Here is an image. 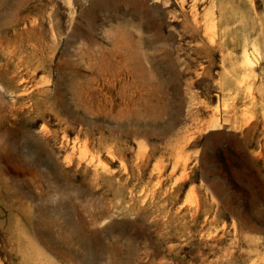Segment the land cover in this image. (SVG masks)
I'll use <instances>...</instances> for the list:
<instances>
[{
	"label": "rangeland",
	"instance_id": "rangeland-1",
	"mask_svg": "<svg viewBox=\"0 0 264 264\" xmlns=\"http://www.w3.org/2000/svg\"><path fill=\"white\" fill-rule=\"evenodd\" d=\"M0 264H264V0H0Z\"/></svg>",
	"mask_w": 264,
	"mask_h": 264
},
{
	"label": "bare ground",
	"instance_id": "bare-ground-1",
	"mask_svg": "<svg viewBox=\"0 0 264 264\" xmlns=\"http://www.w3.org/2000/svg\"><path fill=\"white\" fill-rule=\"evenodd\" d=\"M150 27V26H149ZM159 27V26H158ZM88 28V27H87ZM156 29V28H155ZM159 34V33H158ZM255 58V57H254ZM70 213H68L67 215H69ZM93 237L92 238H98L99 239V237H97V234H93L92 235ZM82 244L84 245L83 247H84V249L85 250H88V248H89V246H90V235H88L87 233L85 234V235H83L82 237ZM97 239V240H98ZM100 240V239H99ZM98 240V241H99ZM129 240V239H128ZM94 242H95V240H94ZM132 243V242H131ZM92 245V244H91ZM94 246V245H93ZM102 252V251H101ZM91 254H92V252H90ZM102 255V254H101ZM98 256V255H97ZM93 257V256H92ZM101 258V257H100ZM89 260V259H88ZM98 260V259H97ZM89 262V261H88Z\"/></svg>",
	"mask_w": 264,
	"mask_h": 264
}]
</instances>
